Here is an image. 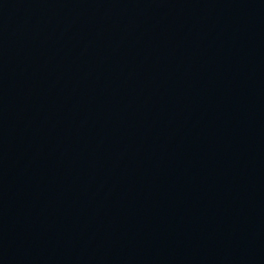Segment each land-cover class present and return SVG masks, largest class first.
Returning <instances> with one entry per match:
<instances>
[{"label": "water", "instance_id": "obj_1", "mask_svg": "<svg viewBox=\"0 0 264 264\" xmlns=\"http://www.w3.org/2000/svg\"><path fill=\"white\" fill-rule=\"evenodd\" d=\"M0 264H264V0H0Z\"/></svg>", "mask_w": 264, "mask_h": 264}]
</instances>
